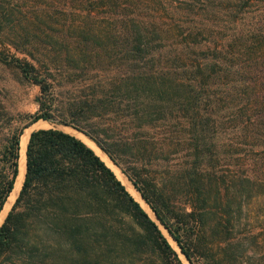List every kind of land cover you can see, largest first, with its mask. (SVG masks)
<instances>
[{
  "label": "trees",
  "instance_id": "trees-1",
  "mask_svg": "<svg viewBox=\"0 0 264 264\" xmlns=\"http://www.w3.org/2000/svg\"><path fill=\"white\" fill-rule=\"evenodd\" d=\"M253 3L0 0V63L39 86L33 112L10 110L0 92V215L21 136L42 119L88 135L158 219L79 137L36 128L0 224V264H186L179 252L189 264H264L258 232L243 226L246 199L264 192L243 200L245 186H264ZM247 234L256 249L242 248Z\"/></svg>",
  "mask_w": 264,
  "mask_h": 264
},
{
  "label": "rangeland",
  "instance_id": "rangeland-1",
  "mask_svg": "<svg viewBox=\"0 0 264 264\" xmlns=\"http://www.w3.org/2000/svg\"><path fill=\"white\" fill-rule=\"evenodd\" d=\"M250 13L253 16V19H257V20L262 19L264 21V0H254V3L251 6V12ZM0 92H1V95H2V98L5 102V104L12 111L19 110V111L33 112L37 109L38 104H37L35 98H36L37 94L39 93V86L37 84H34V83L30 82L29 80H27L15 67L10 66V65H5L2 63H0ZM40 121H42V119ZM29 127H31V126H29ZM48 127H53V126L50 124ZM54 127H58V128L63 129L65 131L68 130L67 132H71L70 128H68L69 126L68 127L63 126L60 123H57ZM71 128H73V127H71ZM34 129H35V127H34ZM108 157L105 158L104 160L116 172H117V170L120 171V173L117 172L116 175L118 174L117 175L118 178H121L122 179L121 181L123 183L124 182L131 183V184L124 183V184L127 187V189L130 188V189H128L129 191L131 190L132 192H134L132 189V186L134 187L132 182L122 172V170L119 168V166H117ZM232 162L235 163L236 159H234ZM151 164L152 165H151L150 169L155 171L156 173H159L160 170L164 169V161L151 162ZM162 176H164V175H162ZM245 187H246V191L243 195V200L246 198V196L250 192H252L254 190H264V186H245ZM132 192H131V194H133ZM133 196L136 197V199L141 203V205L148 211V213L154 219L158 220L155 216V213L151 210V208L146 203V201L143 199V197L141 196L140 193H139V195L137 193H134ZM14 200H15V197H14L13 201ZM246 201H247V205H246L247 207H245V208H247L246 209L247 218L245 219V221L248 222V224H247V226L246 225H243V226L248 227L250 224V221L252 222L255 230L258 232V234H257L258 239L261 240L260 245L258 247V250L264 251V192L260 195H253V196L247 198ZM11 203H13V202H11ZM11 205L12 204H10L8 210L10 209ZM8 210L6 211V214H7ZM4 217H3V219H4ZM3 219L0 221V224L3 221ZM160 226H161V229L163 230V232L169 238L170 242L173 244V246L177 250H179L178 245L175 243V241L169 235V233L166 231V229L162 225H160ZM240 227L242 228V225ZM241 230H243V229H241ZM245 232H246V229L244 231V234H245ZM253 240H254L253 236H250V235L248 236V234L244 235V237H243L244 242L241 245L242 248L243 249L247 248L248 251L250 250V248L256 249V247H254V243H253L254 241ZM179 254H180L181 258L183 259V261L186 264H189V262L187 261L185 256H183V254L181 252H179ZM250 264H253V263H250Z\"/></svg>",
  "mask_w": 264,
  "mask_h": 264
},
{
  "label": "bare ground",
  "instance_id": "bare-ground-1",
  "mask_svg": "<svg viewBox=\"0 0 264 264\" xmlns=\"http://www.w3.org/2000/svg\"><path fill=\"white\" fill-rule=\"evenodd\" d=\"M52 125L53 127L57 124L55 122H52L50 120H42V121H38L36 122L35 124H33L31 127L29 128H26L21 136V156H20V160H19V163H20V172L18 174V177H17V180H16V184H15V188L14 190L12 191L11 195L9 196L8 200H7V203L5 205V208L3 209L1 215H0V221L3 219V217L5 216L6 214V211L8 210L10 204H12L11 202H13V199L14 197H16V194H17V191L22 183V180H23V175H24V171H25V167H26V145H27V140L29 138V135H30V132L36 128H40V127H48L49 125ZM63 126H66V125H63ZM68 127V126H67ZM66 127V128H67ZM65 128V127H64ZM70 128L72 134L76 135L77 137H79L81 140H83L87 145H89L103 160L105 158H107L108 156L104 153V151H102L100 149V147L88 136L86 135L85 133L77 130V129H74V128H71V127H68ZM69 130V131H70ZM65 131V130H64ZM68 131V130H67ZM107 156V157H106ZM109 158V157H108ZM111 161V160H110ZM112 162V161H111ZM110 166V165H109ZM117 170V169H116ZM118 173H120L119 170H117ZM25 178V177H24ZM121 179V178H120ZM122 180V179H121ZM124 183H128V184H131L129 182H124ZM130 189V188H128ZM132 189L134 192H132L130 190V192L133 193H137L139 195V192L132 186Z\"/></svg>",
  "mask_w": 264,
  "mask_h": 264
},
{
  "label": "water",
  "instance_id": "water-1",
  "mask_svg": "<svg viewBox=\"0 0 264 264\" xmlns=\"http://www.w3.org/2000/svg\"><path fill=\"white\" fill-rule=\"evenodd\" d=\"M25 170H26V167H25ZM19 172H20V170L18 169V174H19ZM17 174V175H18ZM24 175H25V171H24ZM24 175H23V178H24ZM22 182H23V180H22ZM15 183H16V180H15ZM15 183H14V186H13V188L15 187ZM21 185H22V183H21ZM21 185H20V187H21ZM20 187H19V189H20ZM19 189H18V191H17V193L19 192ZM156 216V215H155ZM157 218V217H156Z\"/></svg>",
  "mask_w": 264,
  "mask_h": 264
},
{
  "label": "crops",
  "instance_id": "crops-1",
  "mask_svg": "<svg viewBox=\"0 0 264 264\" xmlns=\"http://www.w3.org/2000/svg\"><path fill=\"white\" fill-rule=\"evenodd\" d=\"M64 125V124H63Z\"/></svg>",
  "mask_w": 264,
  "mask_h": 264
}]
</instances>
